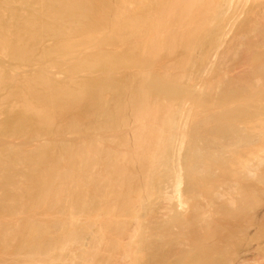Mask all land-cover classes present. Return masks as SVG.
Returning <instances> with one entry per match:
<instances>
[{"label":"bare ground","instance_id":"1","mask_svg":"<svg viewBox=\"0 0 264 264\" xmlns=\"http://www.w3.org/2000/svg\"><path fill=\"white\" fill-rule=\"evenodd\" d=\"M23 2L27 16L11 8L8 21L0 6L3 55L33 52L21 32L47 34L41 58L100 74L69 86L42 67L43 92L24 77L20 109L0 122V139L39 140L73 113L49 142H0V264H264V0L237 36L221 17L197 66L217 0ZM178 47L174 73L155 71Z\"/></svg>","mask_w":264,"mask_h":264},{"label":"rangeland","instance_id":"2","mask_svg":"<svg viewBox=\"0 0 264 264\" xmlns=\"http://www.w3.org/2000/svg\"><path fill=\"white\" fill-rule=\"evenodd\" d=\"M11 1H13L10 5L9 4H7V3H3V1L2 0H0V6H2L3 7V13H1V14H3V17H1L2 18V20H6V19H10L11 18V15H10V9L11 8H13L14 10H16L17 12H18V14L19 15H21L22 14V12H23V14L21 15L22 17H25V16H27V14H28V7L26 6V4H25V2H23V0L21 1V0H10V2ZM17 1V2H16ZM89 1V0H88ZM114 1H116V0H114ZM261 0H217V2L220 4L221 2H222V4L224 5L223 7V10H221L222 12H223V14L221 13V15H213V20L209 23V25L206 27V28H204V29H202L201 31H199L198 32V34H199V39H198V41L201 39V41L199 42V44H197V47L195 48V52L194 53H192V58H194V60H195V63H196V65L195 66H197L199 63H200V61L201 60H203V59H205V58H207L208 56H209V54L211 53V50H213V43L215 42L214 41V39H215V37H216V35L218 34L217 32H219L220 30H219V27H218V23L222 20L221 19V17H223L224 19H225V22H226V20L228 21L229 20V18L231 19V17H233V19L231 20V22L230 23H228V27L226 26V28L228 29H226L227 31H228V33H229V37L228 38H231V37H233V36H237L238 34H241V33H244L245 31V29H246V27H248V24H249V20H250V16H251V12L253 11V9L255 8V6L260 2ZM19 2V3H18ZM6 4L5 6L3 5V4ZM15 3V4H14ZM13 4V5H12ZM22 4H24V5H22ZM116 4V3H115ZM9 5V6H8ZM11 6V7H10ZM25 6V7H24ZM6 9V10H5ZM4 10H5V12H4ZM27 10V11H26ZM22 11V12H21ZM94 13H96L97 12V10H92ZM27 14H26V13ZM5 13V14H4ZM4 16H7V17H4ZM21 16H20V18H21ZM231 16V17H230ZM228 18V19H227ZM221 19V20H220ZM224 19H223V21H224ZM8 20H6V21H8ZM219 20V21H218ZM87 22H89L88 20H86ZM222 25L224 26V24H223V22H222ZM222 25H221V27H222ZM220 27V28H221ZM177 28V27H176ZM176 28H175V30H176ZM218 28V29H217ZM218 30V31H217ZM214 33H215V35H214ZM21 34V35H20ZM20 34H18L19 35V37H14L15 39L17 38H20L21 40H22V42L24 43V45H26V46H28L29 48H30V50H31V48H32V50L31 51H33L30 55L29 54H25V52H24V54H23V50L22 49H20V45H17V47L19 48H16L15 49V51L13 52L15 55H16V57H15V55L13 54V53H8V54H2L1 53V51H0V53L2 54H0V69H2V68H4L5 69V71H3L5 74H3L4 75V80H5V82H4V84H2L3 85V87H1V85H0V116H1V118H0V122H3V121H5L6 120V114L5 113H7V111L9 110V108L10 107H12L14 104L15 105H17L16 107L17 108H15L14 106L12 107V108H15V109H20V108H18V107H21V102H22V95L21 94H18L19 93V88H20V86H22L21 84L23 83V79H24V77H25V79L27 78H31L30 80H31V83H32V86L33 87H35L36 88V90L37 91H39V92H41L42 90L41 89H43L44 90V87H43V85H42V83H41V85H40V83L34 78L35 77V75H36V73L38 72V70L40 69V68H42V67H44V68H47L48 70H49V76L51 77L52 76V78L53 79H55V81L58 83V84H60V83H62L63 82V80L65 81V82H63V83H67L68 85L70 84V81L72 82V78H75V81L76 82H80V81H84V79L86 80L88 77H99V72L100 71H98V70H96V71H92V73H91V75H87V74H85L84 72H72L71 71V69H73L74 67H76L75 65H76V63H77V58H71V62H70V59H66L65 61H63L62 59H59V64H60V66H59V64L58 65H56V67L55 66H53V64H51L50 63V60L48 61V59H45V58H41V53H42V51L45 49V48H50V47H53L54 46V44H55V42H56V40H55V38L51 35H48V36H46L47 34H45V36H43L42 38H41V40H36V41H34V40H32L31 39V37L30 36H28V34L26 35V33H24V32H21ZM212 35H213V37H212ZM10 36L12 37V34H10ZM15 36V35H14ZM24 36H26V37H24ZM29 37V38H28ZM16 39V40H17ZM19 39V40H20ZM48 39V40H47ZM44 40V41H43ZM211 40H213L214 42H212L211 43ZM27 41V42H26ZM198 41L196 42V43H198ZM204 41V42H203ZM17 42H18V40H17ZM19 42H21V41H19ZM18 42V43H19ZM21 42V43H22ZM29 42V43H28ZM41 42H43L44 44H40ZM200 43H202V46L200 45ZM211 43V44H210ZM29 44V45H28ZM46 44V45H45ZM212 45L211 47H212V49L210 48V45ZM40 45V46H39ZM23 46V45H22ZM35 49H34V48ZM124 49H127L126 47H124ZM206 49V50H205ZM19 50H21V51H19ZM181 50V51H180ZM18 51H19V55H18V57L19 58H17V54H18ZM89 51V52H88ZM207 51H209V53H207ZM20 52H22V54H20ZM35 52V53H34ZM178 52V53H177ZM177 52H175V53H167V51H164L162 54H161V56H159L160 58H158V61H157V63H156V66L157 67H154L155 69V71H159V69L161 70H163L164 68H165V70H166V68H168V72H170V73H174V71H175V68H176V66L175 65H177L178 64V61H180L181 60V58L182 59H184V58H186L187 57V53H186V51L181 47H178V49H177ZM181 52V53H180ZM85 54H89L90 53V50H85V52H84ZM207 55H206V54ZM12 54V55H11ZM186 54V55H185ZM207 56V57H205V55ZM10 55V56H9ZM177 55V56H176ZM5 56V57H4ZM175 56V59L174 60H172L173 59V57ZM181 56V57H180ZM203 56V57H202ZM2 57H3V59H2ZM15 57V59H13ZM180 59H179V58ZM205 57V58H204ZM8 58V59H7ZM5 59V60H4ZM21 59V60H20ZM44 59V60H43ZM201 59V60H200ZM233 59V58H232ZM235 60H233L235 63L237 62V58H234ZM14 60V61H13ZM19 60V61H18ZM197 60V61H196ZM228 61H230L231 60V58L229 59H227ZM36 61V62H35ZM162 61V62H161ZM233 61H230V62H228V63H231V64H234V62ZM73 62V63H72ZM233 62V63H232ZM62 63V64H61ZM64 63V64H63ZM68 63V64H67ZM72 63V64H71ZM163 63V64H162ZM165 63V64H164ZM172 63V64H171ZM42 64L44 65V66H42ZM67 66H66V65ZM70 64V65H69ZM37 65H38V67H37ZM62 65H64L65 67H66V69L64 68V67H62ZM170 65V66H169ZM48 66V67H47ZM159 66H160V68H159ZM161 66H165V67H161ZM174 67V69L172 68V67ZM171 68V71H170V68ZM16 68V69H15ZM52 68V69H51ZM58 68V69H57ZM67 68H71V69H67ZM157 68H158V70H157ZM4 69H2V70H4ZM11 69V70H10ZM18 69V70H17ZM37 69V70H36ZM51 69V70H50ZM54 69V70H53ZM56 69V70H55ZM70 70V71H69ZM122 70V69H121ZM120 70V72H119V74H121V75H119V74H117L118 76L117 77H122L121 79H124L125 77H130L132 74H133V70L132 71H130V69H129V71H128V69H126V71H124V69L121 71ZM16 71V72H15ZM63 71V72H62ZM67 71V72H66ZM98 71V72H97ZM12 72V73H11ZM13 72H15V73H13ZM18 72V73H17ZM34 72V73H33ZM52 72V73H51ZM61 72V73H60ZM69 72H70V74H69ZM66 73V74H65ZM71 73H73V74H71ZM78 75H77V74ZM83 73V74H82ZM123 73V74H122ZM16 74V75H15ZM61 74V75H60ZM65 74V75H64ZM135 74V73H134ZM16 76V77H14V76ZM22 75H23V77H22ZM29 75V76H28ZM55 75H56V77H55ZM72 75H75V76H73L72 77ZM128 75V76H127ZM6 76V77H5ZM10 76H12V77H10ZM7 78V79H6ZM12 78V79H11ZM17 78V79H16ZM78 78V79H77ZM12 81H11V80ZM25 79H24V81H25ZM77 79V80H76ZM11 82H10V81ZM66 80H67V82H66ZM62 83V85H65V84H63ZM66 84V85H67ZM16 85V86H15ZM39 86V87H38ZM70 86V85H69ZM18 87V88H17ZM6 88V89H5ZM13 88V89H12ZM14 88H16V90L14 89ZM3 90V91H2ZM41 90V91H40ZM43 92V91H42ZM5 97H4V96ZM21 95V96H20ZM11 96V97H10ZM18 96H19V98H20V100L21 101H17V100H19V98H18ZM2 97V98H1ZM109 97H111V98H113L111 95H109ZM14 99L16 100V101H14ZM9 100V101H8ZM20 103V104H19ZM7 104V105H6ZM18 104H19V106H18ZM5 105V106H4ZM4 109V110H3ZM53 110H55V111H57L56 109H53ZM76 111H74V113H75ZM56 113V112H55ZM58 113V112H57ZM61 114V113H60ZM58 114L59 116H57V114H56V120H55V123H54V129L55 130H53V133L55 132V134L54 135H51V137H50V134H40L39 135V137L38 138H36V139H39V140H35V139H31V138H29L28 139V137H13V139L11 138H1L0 139V142H1V140L3 141H9L8 143H13L14 144V142L16 143L15 145H17V146H19V147H24V146H27V148L29 147V145H31V146H33L34 145V147L35 146H37V144L39 145V144H41V143H45V142H49V140H50V138L51 139H56L55 137V135H57V133H59V132H56V131H61L63 128L62 127H64L65 126V124L68 122V120H69V118L68 117H70V115L71 114H73L72 112L70 113V115H67L68 113H65V114ZM3 115H5V117L3 116ZM3 118V119H2ZM61 119V120H60ZM65 119V120H64ZM60 125V126H59ZM59 126V127H58ZM62 126V127H61ZM51 132V131H50ZM69 135V134H68ZM70 136L72 137L71 138V140L74 138L73 136V134H70ZM70 136H69V138H70ZM47 137V138H46ZM43 138H45V139H43ZM49 138V140L47 141V139ZM11 140H12V142H11ZM41 140V141H40ZM3 141V142H4ZM25 141V142H24ZM31 141H34V142H32L31 143ZM36 141V142H35ZM44 141V142H43ZM30 142V143H29ZM28 143V144H27ZM33 144V145H32ZM36 144V145H35ZM23 165H21V166H18L17 165V167H22ZM18 168V169H19ZM23 168V169H22ZM21 169L22 170H24V166L22 167ZM21 169H19V170H21ZM21 170V171H22ZM19 187V186H18ZM18 187H9L10 188V190H12V191H14V190H17V189H20V188H18ZM1 189H0V197L1 196H4V192L3 191H5L2 187H0ZM8 188V189H9ZM13 188H14V190H13ZM16 188V189H15ZM2 189H3V191H2ZM2 192V193H1ZM5 197V196H4ZM3 197V198H4ZM159 204V203H158ZM162 205H164L165 203L163 202V203H161ZM0 207H2V208H4L2 205H0Z\"/></svg>","mask_w":264,"mask_h":264}]
</instances>
